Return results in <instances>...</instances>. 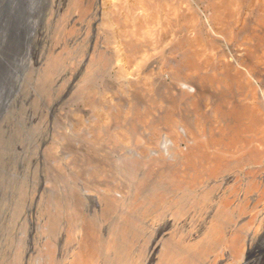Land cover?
<instances>
[{
    "label": "rangeland",
    "instance_id": "374dc122",
    "mask_svg": "<svg viewBox=\"0 0 264 264\" xmlns=\"http://www.w3.org/2000/svg\"><path fill=\"white\" fill-rule=\"evenodd\" d=\"M19 6L0 264H264V0Z\"/></svg>",
    "mask_w": 264,
    "mask_h": 264
},
{
    "label": "bare ground",
    "instance_id": "6f19581e",
    "mask_svg": "<svg viewBox=\"0 0 264 264\" xmlns=\"http://www.w3.org/2000/svg\"><path fill=\"white\" fill-rule=\"evenodd\" d=\"M33 5L34 3L30 1L27 8H32ZM22 11V6H19L17 11L7 20L5 25L6 37L4 38V43L0 42V102L3 94L11 89V75H13L14 60L17 57L16 54L21 43L22 24L24 20ZM2 109L3 108H0V110ZM168 139L169 138H165L164 143L167 142Z\"/></svg>",
    "mask_w": 264,
    "mask_h": 264
}]
</instances>
